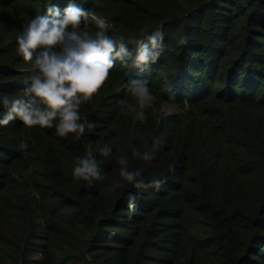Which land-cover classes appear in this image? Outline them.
Listing matches in <instances>:
<instances>
[{"label": "trees", "instance_id": "trees-1", "mask_svg": "<svg viewBox=\"0 0 264 264\" xmlns=\"http://www.w3.org/2000/svg\"><path fill=\"white\" fill-rule=\"evenodd\" d=\"M82 1L86 4L90 0ZM187 2L188 18H201L200 23L210 24L208 33L199 23L186 21L181 26V17L173 18L172 1L169 11L157 19L158 24L138 26L124 41L134 47L136 40L156 30L165 31L168 26L181 30L177 38L187 37L188 43L173 49L167 94L202 106L211 96L218 104L215 110L205 112L210 123L218 125L210 130L212 142L195 145L187 154L178 152V147L160 152L151 147L149 135L138 124L127 131L129 142L122 143L115 128L121 101L126 99L124 91L111 98V109L107 111L100 107L103 104L97 109L89 102L81 104L80 122L85 124L81 138L76 140L69 134L54 147L50 171L31 174L40 199L50 200L41 223L36 225L40 243L34 253L40 256L38 264H264L263 122L257 118L255 124L244 116L233 121L224 114L247 111L264 115V0L250 1L244 11L231 0ZM220 2L224 5H218ZM60 7L62 16L67 6ZM235 7L238 16L234 18L245 20L238 35L230 34L225 26L230 19L229 8ZM135 49L128 51L134 56ZM225 56L222 65L219 58ZM148 69L143 76L134 74L138 79L133 75L127 83L146 80L149 85L148 76L154 68ZM220 69L222 73L217 75ZM216 83L221 88L212 91ZM224 146L238 149L241 157L232 161L231 151ZM105 147L109 149L106 156L101 154ZM133 148L140 152L139 157L132 156ZM8 150L0 146V154L10 155ZM121 156L128 159L129 171L140 172L137 180L149 184L159 178L160 187L137 190L123 181L118 162ZM145 156L150 159L145 160ZM81 158L95 163L102 179L76 180L73 170ZM194 161L197 164L192 170ZM224 162L227 170L232 169L227 178H233V190L218 187ZM191 172L199 175L201 184L208 186L206 190L193 194L186 189ZM118 183L122 187H117ZM129 194L137 197L131 209ZM185 194L201 201L196 210L200 227L194 229V242L188 247L191 251L183 247L182 241L177 242V249L173 248L174 219L185 215L183 202L191 201ZM34 236L25 235L20 245L24 252L14 264L26 259V243Z\"/></svg>", "mask_w": 264, "mask_h": 264}, {"label": "rangeland", "instance_id": "rangeland-1", "mask_svg": "<svg viewBox=\"0 0 264 264\" xmlns=\"http://www.w3.org/2000/svg\"><path fill=\"white\" fill-rule=\"evenodd\" d=\"M128 1L90 0V4H88L89 2L84 4L82 0H0V95H22L23 90L30 85L31 77L37 74L33 63H26L18 54L17 37L32 18L45 15L48 7L58 8L61 6L60 8L62 9V7H68L69 4H75L85 11L93 12L107 21L108 28L105 30V34L123 43H126L124 40L129 37L134 28L158 24L156 23L157 19L169 11L172 1L173 18L181 17V26L184 27L187 22L190 24L199 23L205 33H208L209 29H211L209 27L210 24L200 23L201 18H198L197 21L193 20V18H188L189 14H186V11L189 10L190 6L187 0ZM231 1H234L244 11L250 1L254 0ZM87 4L91 6L90 9ZM218 5L223 6L224 4L220 2ZM176 9L179 11L176 12ZM229 9L228 15L230 19L225 26L230 30V34L238 35L242 32L245 20L234 18L238 16L236 7ZM153 22L155 24H152ZM160 30L163 32L164 37L162 42L164 52H162L157 62L148 66L141 65L137 67L134 64L135 55L128 60L126 67L120 61H117L115 67L111 70L107 84L101 89L99 95L93 97L89 103L91 105L95 104V109L100 106L99 104H103L100 107L107 111L109 108L111 109V98L124 91L126 93V99L124 100L126 104H120L118 111L120 118L115 128L116 133L121 137L122 143L129 142L127 134L129 128H132V125L140 124L141 131L147 133V137L149 135L148 141L152 148L163 152L166 148L178 147V152L187 154L191 147L195 149V145L200 147V145H209L212 142L213 134L210 133V130L218 125L217 122L210 123L209 117H206L205 112L215 110L218 104L211 100V96H208V104L203 105L204 107L201 104H189L186 100L173 99V96H168L167 85L170 82L168 73L170 65H173L171 54L173 49H178L182 46L179 44L181 38H177L181 30L174 26H168L165 31ZM96 31L98 29L92 20L82 22L79 29H77L79 34L87 32L93 37ZM153 34H147L145 37L136 40L134 47L128 46L130 44L127 43L125 46L129 50L135 47V50H137L139 43H146ZM231 50L230 48L229 51ZM220 59L223 65L226 56ZM150 66L154 70L150 71L151 75L148 76V87L155 99L150 107L140 109L136 98L128 91L129 83H127V80L129 78L133 79L132 76L134 74L143 76L147 73ZM221 73L220 69L217 75ZM118 75L119 77H117ZM134 78L138 79L136 75H134ZM220 86L217 83L214 84L212 91H217V89L221 88ZM0 99H2V96H0ZM84 104L82 103V105ZM140 112H143L145 119H138V113ZM162 112H167L169 115L164 117L161 114ZM224 114H227L233 121L242 116L248 117L249 122H253L258 118L257 120L262 121L264 126V115L260 117L255 113L250 115L247 111L242 112L241 115L236 114L235 111ZM0 119L3 120L2 105H0ZM57 122L54 121V125ZM253 123L257 124V121ZM61 140H64V138L57 135L55 126L51 129H41L38 126L26 128L18 119L9 122L6 126H0V146H7L8 151H10V155L7 156L0 154V158L3 161L0 164V264H14V261L20 260L22 252H24L20 245H22L26 234L35 236L26 243L24 254L26 259L21 264H38L40 256L34 253V251H38L37 247L40 243L37 240L36 225L41 223L43 211L47 208V203L50 200L40 199L33 187L31 174L33 171H41L42 173L50 171L52 151H54V147L60 144ZM22 142L28 145L26 149L22 150L20 148ZM224 147L226 151H231L229 155L232 161L235 162L237 156L241 157V152L238 149L230 146ZM232 152L234 153L232 154ZM168 156L169 153L164 158ZM195 158L198 159V156ZM226 163L224 162V166L219 172L220 178L222 176L223 178L219 179L218 187L222 190L226 188L233 190L235 188L234 184H232L234 183L233 178H227V176L232 174V169L228 168L227 170ZM193 164L194 167L192 165L191 169L195 170L196 161ZM199 179L200 177L197 173L191 172L188 175V181L185 182L186 189L192 191L193 194L199 193L200 190H206L208 186L201 184ZM185 195L187 196V194ZM200 202L195 200L183 202L185 215L180 219H174L173 248L177 249V242L182 241L184 243L183 247L189 249L188 247H191V243L194 242V229L200 227L196 213V210L200 208ZM165 205L166 203H164ZM183 247L181 246L178 249L180 250ZM189 251H191V248Z\"/></svg>", "mask_w": 264, "mask_h": 264}, {"label": "clouds", "instance_id": "clouds-1", "mask_svg": "<svg viewBox=\"0 0 264 264\" xmlns=\"http://www.w3.org/2000/svg\"><path fill=\"white\" fill-rule=\"evenodd\" d=\"M89 20L98 29L94 37L87 32H77L81 23ZM107 28L108 23L104 18L75 4H69L62 16L58 8L48 7L45 15L32 18L17 37V45L18 54L26 63H33L37 74L31 77V83L22 95H0L3 109L0 124L6 126L18 119L26 128L38 126L51 129L55 126L59 137L66 138L72 134L79 140L85 132V124L80 122V105L99 95L117 61L126 67L128 60L133 58V53L128 51L122 41L118 42L105 34ZM163 38V32L156 30L146 43H139L134 58L135 66L156 63L164 52ZM187 43V37L179 41L181 45ZM128 91L136 98L140 109L150 107L155 99L146 80L131 81ZM121 104H126V101H121ZM161 114L164 117L169 115L167 112ZM138 119H145L143 112L138 113ZM54 121L58 122L54 125ZM27 147L23 142L20 144L22 150ZM108 153L107 147L101 149L102 155ZM132 156L139 157L140 152L133 148ZM144 159L150 157L145 156ZM118 162L122 165L119 173L121 179L135 189L160 187L159 178L152 179L149 184L137 180L140 172L127 169L126 157H119ZM73 176L78 181L102 179L96 164L87 158L78 161ZM116 186L122 187L119 183ZM136 199V196L128 195L129 209Z\"/></svg>", "mask_w": 264, "mask_h": 264}]
</instances>
